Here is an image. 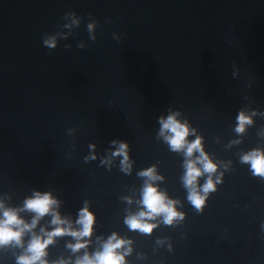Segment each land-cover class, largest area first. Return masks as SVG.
Masks as SVG:
<instances>
[{"label": "water", "instance_id": "1", "mask_svg": "<svg viewBox=\"0 0 264 264\" xmlns=\"http://www.w3.org/2000/svg\"><path fill=\"white\" fill-rule=\"evenodd\" d=\"M52 36L55 49L43 43ZM240 112L252 119L243 133ZM173 113L217 165L199 211L184 152L160 135ZM120 143L129 171L113 155ZM254 149L264 150V0H0V200L22 207L48 192L73 228L82 208L95 217L89 247L73 254L75 241L57 238L49 264H75L113 233L132 242L127 264H264V179L241 163ZM149 168L183 219L156 217L146 235L124 221L143 210Z\"/></svg>", "mask_w": 264, "mask_h": 264}, {"label": "clouds", "instance_id": "2", "mask_svg": "<svg viewBox=\"0 0 264 264\" xmlns=\"http://www.w3.org/2000/svg\"><path fill=\"white\" fill-rule=\"evenodd\" d=\"M74 17L75 13L65 15ZM72 24L79 26V20L73 19ZM69 27V25H65ZM89 33H92L94 25L88 24ZM91 39H95L91 36ZM44 45L49 49H55L57 40L55 36L44 39ZM70 45H65L69 48ZM78 47L83 48L80 44ZM179 113H173L167 119L161 118L160 135L164 137L174 152H184L185 175L183 184L188 189V200L191 205L199 210L207 199V194L216 191V183L213 175L217 172V165L209 159L205 153L201 138L197 137L194 141L189 142V128L186 124L180 123L176 117ZM237 133H243L247 125L252 124L250 116L240 112L238 117ZM116 141H113L115 144ZM90 147H94L90 146ZM128 145L120 143L119 148L113 153L114 156H123L121 161L124 171H129L131 165L128 163L127 155ZM199 153L198 156H195ZM195 156V158H193ZM241 163L250 165V170L254 177L264 179V150L254 149L241 157ZM208 174V179L203 186L198 185L199 179ZM140 176L146 177L145 185L142 191V200L140 201L142 209L138 214H133L125 219V224L131 231H139L142 234L151 235L153 230L158 226L149 223L156 217H163L166 225H172L177 219H183V213H179L175 208V201L166 197L160 192L154 183L162 177L155 175V168H149L139 173ZM203 193L204 195H201ZM59 202L54 199L51 193H41L35 191L30 198L23 201L22 207L6 206L3 200H0V252L7 249H19V253H13L15 264H49L48 249L54 245L57 238L71 237L75 243H68L66 247L73 254L80 253L81 250L89 247L90 239L93 235L95 217L87 207L82 208L78 213L75 221L77 228H73L72 223L62 218L59 211ZM31 213L30 221L22 213ZM51 217L50 228L41 227L39 233L36 232L37 226L45 217ZM88 238V239H85ZM131 241L119 238L113 233L100 244L98 250L91 253L84 251L82 256H77L75 264H127L126 256L132 253ZM53 264H72L71 258H60Z\"/></svg>", "mask_w": 264, "mask_h": 264}]
</instances>
